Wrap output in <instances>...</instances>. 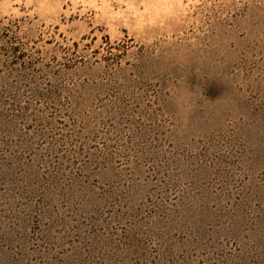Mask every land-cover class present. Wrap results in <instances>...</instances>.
<instances>
[{
  "label": "rangeland",
  "instance_id": "374dc122",
  "mask_svg": "<svg viewBox=\"0 0 264 264\" xmlns=\"http://www.w3.org/2000/svg\"><path fill=\"white\" fill-rule=\"evenodd\" d=\"M0 264H264V0H0Z\"/></svg>",
  "mask_w": 264,
  "mask_h": 264
}]
</instances>
